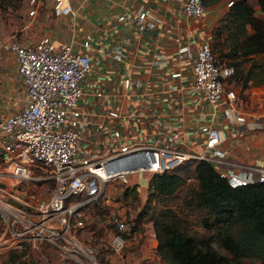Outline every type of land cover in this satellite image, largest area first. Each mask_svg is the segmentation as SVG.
Wrapping results in <instances>:
<instances>
[{"label":"built area","instance_id":"1","mask_svg":"<svg viewBox=\"0 0 264 264\" xmlns=\"http://www.w3.org/2000/svg\"><path fill=\"white\" fill-rule=\"evenodd\" d=\"M26 2L32 17L40 9L55 15L72 10L70 0ZM173 2L187 19L205 10L204 0ZM131 19L140 29L156 25L145 8ZM23 29L0 35V55L14 59L12 87L0 89V98L11 102L0 113V253L18 252L10 264H161L157 231L144 213L153 174L201 158L232 185L264 181V165L233 163L222 148L227 136L244 134L246 114L230 85L233 64L208 40L193 50L181 41L178 66L155 76L151 67L162 60L159 54L146 69L143 60L126 58L118 35L91 55L90 34L78 50L71 39L22 37ZM109 54L114 82L95 80ZM154 77L160 83L154 92L172 93L181 104L185 89L193 102L196 96L206 101L210 118L231 108L239 124L223 132L203 121L186 141L163 124L160 106L128 109L124 98L133 91L139 98L152 94Z\"/></svg>","mask_w":264,"mask_h":264},{"label":"crops","instance_id":"2","mask_svg":"<svg viewBox=\"0 0 264 264\" xmlns=\"http://www.w3.org/2000/svg\"><path fill=\"white\" fill-rule=\"evenodd\" d=\"M227 1L204 0V13L199 18L187 19L181 16L179 5L173 0H70L72 10L69 13L55 15L46 8L40 9L33 17L27 16L22 25L24 29L21 36L36 39L46 34L56 41L71 39L75 49L83 50L79 41L86 34H90L92 47L88 49V52L94 55L96 54L94 49L99 46L108 47L110 36L118 35L123 40L121 45L126 58L143 60L146 69L147 65L149 66L147 62L155 53L159 54L162 60L151 67L153 75L158 76L159 73L167 72L172 67L178 66L180 57L177 49L181 41L190 44L192 50L207 40L210 44L217 43L216 47L221 45L222 36L219 30L222 19L233 4L228 5ZM247 1L253 7V15L257 16L261 11L260 0ZM141 8H145L147 16L155 20L156 25L153 28L140 29L133 23L132 13ZM120 13H125L123 20L117 19ZM5 33H0V35ZM175 37H179L180 40L176 41ZM4 58V54L1 53L0 89L2 91L12 87L8 75L14 67V59H11V56ZM252 58L263 59L264 52L258 55L251 54L243 64L244 69L250 66ZM115 69L110 68V54L103 57L95 80L105 78L113 83ZM152 84V94L139 98L133 91L124 98V105L130 110L142 107V105L148 106V104L160 106L166 115L163 118V124L165 121L167 128L177 129L186 141L198 134L197 126L203 121H214L223 132L227 131L226 126L239 124L231 108L226 109V113L220 112L221 114L210 118L208 110L211 107L202 97H194L193 102L190 99L192 98L191 92L184 89L178 96L181 97L182 103L180 104L179 98L176 99L172 93L165 97L159 92H154V89L160 86L155 77ZM230 85L247 94L246 100L242 102L238 99L237 101L238 106L246 114L245 132L238 137L227 136L222 143V148L227 158L233 163L264 165V123L261 124L264 122V82L249 79L247 85L243 87L242 80L237 81L233 77ZM106 100L112 103L110 97ZM10 105L9 99L0 98V113L7 112L11 108ZM259 116H261V122L258 120ZM232 166L235 167V164Z\"/></svg>","mask_w":264,"mask_h":264},{"label":"trees","instance_id":"3","mask_svg":"<svg viewBox=\"0 0 264 264\" xmlns=\"http://www.w3.org/2000/svg\"><path fill=\"white\" fill-rule=\"evenodd\" d=\"M263 1L260 0L262 5ZM227 15L230 16V24H234V29L230 32L233 33L234 40L226 52H222L221 45L216 47L217 43H212V48L218 50L220 59L233 64L234 73L231 77L236 78L237 81L241 79L242 86L246 85L249 79L264 82V58H252L248 68L244 69L243 66L244 60H248L251 54L258 55L264 52V25H258V19L262 17L253 15V7L247 0H234ZM247 24L254 25L253 31H247ZM239 53L242 57L235 59L234 57ZM189 161L193 163L198 179V188L192 199L194 205L206 208L215 214H220L222 210L234 212V220L239 224L240 239L258 242L264 246V181L232 185L226 177L219 174L211 162L201 158L189 159ZM177 168L178 166H175L151 176L144 212L147 211L149 200L153 196L170 194L185 182L186 175L180 173ZM166 214L163 212V216ZM158 222L162 230L157 227ZM179 225V220L175 218L168 221H154L158 249L161 254L162 250L165 251L169 264H248L238 256L229 259L212 248L197 246L191 234ZM227 237L226 241L223 239L225 246L237 250L240 246L239 242L230 235ZM9 252L15 255L7 264L18 255L17 251Z\"/></svg>","mask_w":264,"mask_h":264},{"label":"rangeland","instance_id":"4","mask_svg":"<svg viewBox=\"0 0 264 264\" xmlns=\"http://www.w3.org/2000/svg\"><path fill=\"white\" fill-rule=\"evenodd\" d=\"M260 9V13L257 14L258 17H262L257 18L259 26L264 25V1L263 5L260 3ZM26 17V0H0V33L12 30L16 31L23 25ZM222 23L220 26L222 28L219 30L222 36L220 48L222 52H226L230 43L234 40L233 33H230L234 29V24H230V16L228 15L224 16ZM253 28L254 25L247 24L248 32L253 31ZM21 32L19 31L18 35H21ZM216 53L220 58L218 50H216ZM241 57L239 53L234 58L240 59ZM246 61L247 59L244 60L243 64ZM230 79L232 80V77ZM246 85H243V87ZM237 94L242 102L246 100L247 94L245 92L237 89ZM177 166L178 171L186 175L185 182L170 194L153 196L149 200L147 211L144 212L147 219L151 220L154 225V221L156 222V220L168 221L171 218H175L179 220L180 228L191 234L197 246L212 248L216 252L226 255L229 259L238 256L248 264H264V246L258 242L240 239L239 224L234 220V212L222 210L220 214H215L206 208H200L194 205L192 199L198 188V179L193 163L188 159ZM147 200L148 198L146 202ZM163 212L167 214L163 216ZM156 224L162 230L160 222ZM227 235L232 236L239 242L240 246L237 250H231L225 246L223 239L226 241L228 238ZM162 254L165 260L160 259L161 264H169L165 256V251L162 250ZM14 255V253L9 251L0 253V264H7Z\"/></svg>","mask_w":264,"mask_h":264}]
</instances>
